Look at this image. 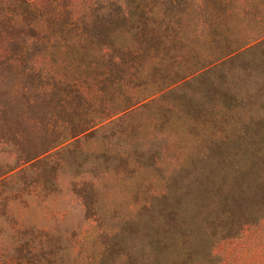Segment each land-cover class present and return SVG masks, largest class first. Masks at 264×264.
I'll return each mask as SVG.
<instances>
[{"label":"rangeland","instance_id":"obj_1","mask_svg":"<svg viewBox=\"0 0 264 264\" xmlns=\"http://www.w3.org/2000/svg\"><path fill=\"white\" fill-rule=\"evenodd\" d=\"M58 3L0 0V264H264V0Z\"/></svg>","mask_w":264,"mask_h":264},{"label":"trees","instance_id":"obj_2","mask_svg":"<svg viewBox=\"0 0 264 264\" xmlns=\"http://www.w3.org/2000/svg\"><path fill=\"white\" fill-rule=\"evenodd\" d=\"M14 5V11H17L20 7L24 6L22 10L26 9V12L30 15H33L34 18L29 22V29L31 31V35L34 38L38 37L41 32V27L37 23H33L34 19L37 17L49 16L53 19H58L60 15L59 11V0H12ZM18 15H20L18 13ZM33 23V24H32ZM16 26L14 31L16 34L21 33L20 29L17 28V21L15 22ZM31 25V26H30ZM35 67H39V65H34L31 69L35 70Z\"/></svg>","mask_w":264,"mask_h":264}]
</instances>
